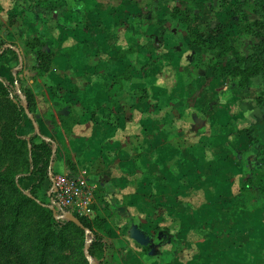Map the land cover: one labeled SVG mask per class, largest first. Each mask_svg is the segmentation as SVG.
<instances>
[{
  "label": "rangeland",
  "instance_id": "1",
  "mask_svg": "<svg viewBox=\"0 0 264 264\" xmlns=\"http://www.w3.org/2000/svg\"><path fill=\"white\" fill-rule=\"evenodd\" d=\"M4 1L3 21L7 29L14 25L13 38L27 45L36 37L38 45L54 52L51 70L41 79L59 85L57 110L63 112L69 98V110L78 118L57 138L54 158L61 149L72 176L83 169L97 173L104 152L130 162L135 184L129 186L140 197L135 195L132 205L140 204L144 215L132 224L138 233L134 230L130 238L141 261L157 241L178 248L181 261L191 264H264V156H257L258 143L240 132L257 122L253 109L264 108V63L256 53L264 41V9L256 12V0ZM38 2L48 14L33 8ZM92 83L100 87L91 110L93 125L89 136H80L88 108L73 102L84 95L73 85L83 84L90 93L86 86ZM17 94L24 105V96ZM28 117H23L22 131L31 134ZM4 122L0 117V173L25 174L27 147L21 145L23 155L17 146L7 152ZM161 144L168 152L158 154ZM172 145L178 154H171ZM146 148L153 152L145 157ZM219 160L226 164L227 171H221L226 181L210 176L209 167ZM105 161L100 169L113 172L107 171L112 159ZM50 180L38 190L42 208L30 204L7 218L6 233L21 246L28 264H113L116 258L108 257L102 235L110 213L101 212L107 201L100 186L90 183L94 213L79 215L90 223L92 237L66 219L53 227ZM31 181L22 183L27 188ZM223 193L237 201L221 203ZM171 209L178 218H171ZM89 240L91 246L98 240L97 247H90L91 260L85 251Z\"/></svg>",
  "mask_w": 264,
  "mask_h": 264
},
{
  "label": "crops",
  "instance_id": "2",
  "mask_svg": "<svg viewBox=\"0 0 264 264\" xmlns=\"http://www.w3.org/2000/svg\"><path fill=\"white\" fill-rule=\"evenodd\" d=\"M4 2H5L4 0H0V6H1L0 7V53H2V51L4 50H6V53L3 57L0 58V77L4 78L7 82H15L16 87L19 88V83L16 81V76H17V71L21 70V72L19 73L20 83L23 87H27L28 89H30L35 98L36 108L33 114L39 124V130L44 138L53 140L57 144V138H62L63 136L66 135L64 131L65 130L64 123L61 122L60 117H68L70 115L71 117L74 116V119L78 120V118L76 117L73 110L72 111L69 110V104H70L68 103L70 102L69 98L66 99L67 103L65 104H67L68 106L64 105L63 112L57 110L56 104L57 102H59L58 99L59 93H57V89L59 88L58 87L59 85L50 83L49 81H47L46 77L44 79H41L42 74L38 73V59H37L38 57L35 49L33 50L32 48H29V46L26 45V43H24L21 40V37H19L20 35H17L19 37L18 40H15L13 38L15 36L14 25L10 27L11 29H7V26H9V24H7L6 21H3V14L5 8L3 5ZM21 34L23 33L21 32ZM43 35L45 36L46 33L40 31V36ZM16 49L19 50V53ZM43 50L46 51L45 48H43ZM26 79H29L27 86L25 85ZM73 86L75 90L81 91L82 94L84 93L83 95L84 97L81 96L73 102L75 104H79L84 108H88L86 109L87 111L86 114L88 115L87 118L85 120L84 118H82L80 122L83 124V126L86 129L84 130V133H80L79 135L89 136L90 128L93 125V119H92L93 113H91L92 112L91 110L93 106L96 105L98 98V91L100 90V87L98 83H92L86 86V88H88V90L90 91L89 93L83 90L84 89L83 84H75ZM107 96H110L109 88H108ZM106 113H108L109 115L110 110L108 109ZM253 113L255 115L256 114L259 115L260 120H264V108L253 109ZM72 123L73 122H71L70 125L68 124V127H71ZM253 124L255 125L257 123H253ZM79 126L80 125H77V127L73 128V132L76 131V129ZM111 134L114 135L115 133L111 132ZM124 134H128V133H124ZM106 136L107 138H110L108 134ZM73 137L74 136L72 135L71 137L72 140ZM127 137H129V135H127ZM155 138L156 140L158 139V134H156ZM175 138H178L177 135L175 136ZM156 147H157L156 151L160 150L158 154L162 153L163 151L164 153L168 152L165 146H163L162 144ZM158 147H160V149H158ZM223 147L225 151L227 149V144L223 145ZM219 148H220L219 151L221 152L222 145H220ZM174 150L175 153L177 154L179 153L178 152L179 148L177 145L175 147L172 145L171 154L174 153ZM144 151H145V155L142 154V156L146 157L147 155L151 154L152 149L146 148L144 149ZM77 154L78 156H83L80 149H78ZM102 156H104V161H100V160L98 161L99 162L98 164L100 165L101 169H104L102 162L106 166L107 163L105 160L112 159V162L108 163L110 164L109 166L111 168H109L107 171H113V172H104L103 170L100 169L98 165L96 167V170L98 169L97 170L98 172L95 173L94 175H88L86 169H83V172H80V175H86L90 183L91 182L95 184L97 183L98 186H100V189L98 191L101 194H103L104 198L107 201L105 203L108 207H106L105 204L100 207L103 215L106 216L107 212L110 213V218H108V222L104 228V232L102 235H103V240L108 245V250H107L108 257L116 258V261H112L113 264H191L192 261H188V262L181 261V258L178 257L176 252L178 248H175L173 246H171L170 249L165 248L164 247L165 245L162 242L156 243L157 241H154V245H151V247L148 246L149 249H146L147 251L145 256L142 258V261L136 255V252L139 250V247L136 245L134 240L130 238V233H132L134 230L136 231V229L132 228L133 226L132 224L137 223L136 219L138 217L142 218L144 215L140 211L142 210L141 208L142 206L138 208L140 204L137 207L132 205L133 197L135 195L138 196V194H135L136 190H134V188L131 189L129 186L132 183L135 184V177L132 175L130 168L127 166V163L130 162L126 161V159L124 158L120 160L119 158H116V156L110 158V154L106 152L102 153ZM89 159H91L90 156ZM96 163H97V159H96ZM51 166H52V170H51L52 173L65 172L67 175H69L70 173V169L68 168L67 165L65 153L61 149H58L57 155L55 156ZM211 166H215V165L213 164ZM212 168L213 167H209L210 169L209 171L213 172L211 175L209 174L210 176H212L215 179L219 177L218 179L219 182H221V180L222 181L227 180V175L226 174L223 175L222 173L227 171V167L224 162L222 163L219 160V164L216 165L213 168V170ZM217 172L218 175H216ZM48 181L49 178L45 181L44 184H46ZM212 196L214 199H216L215 194ZM219 200L221 203L230 200L235 202L237 201V198L235 196H230L229 194L226 195L223 193L222 196H219ZM149 201H152V199L149 198ZM209 212L211 213L212 211ZM169 214L171 218L179 217V215L173 209L170 210ZM139 228H141L145 232L151 233V230L149 231V229H147L146 227H139ZM136 233L138 232L136 231ZM143 233L144 232L141 231L139 232V234L141 235H143Z\"/></svg>",
  "mask_w": 264,
  "mask_h": 264
},
{
  "label": "trees",
  "instance_id": "3",
  "mask_svg": "<svg viewBox=\"0 0 264 264\" xmlns=\"http://www.w3.org/2000/svg\"><path fill=\"white\" fill-rule=\"evenodd\" d=\"M50 1V0H49ZM257 7V13H261L264 9V0L255 1ZM1 7V6H0ZM44 5L38 2L34 9L37 12L48 14V9H43ZM41 43L36 37L27 42V45L32 44L31 48L35 49L38 59V73L44 74L51 70L54 59V52L51 50H43L45 44ZM6 50L0 53V58L3 57ZM256 53L258 58L264 63V41L256 47ZM17 71L16 81L19 83V88L16 87L15 82H7L4 78L0 77V117L4 118L5 122L2 126V132L4 135V148L7 150L12 146H17L15 151L19 155L24 154V149L21 145L24 144L27 147V162L28 172L19 175H9L0 173V264H28V260L21 252V246L17 243L14 237L6 233L7 218L10 215H20L24 208L30 204H37L39 207H43V203L39 201L38 190L43 186L45 181L49 178V174L52 170L51 161L53 157V150L55 141L44 138L39 131H36L33 122L28 117L24 105L18 99L19 94L17 91L24 96L25 101L29 105L30 111L33 113L36 108V102L32 91L28 88H24L20 83L19 73ZM253 72V71H252ZM254 71L253 73H255ZM264 73V72H262ZM16 90V91H15ZM24 116H27L33 127V133L27 134L22 131V124ZM255 120H258L252 127L244 128L240 132L247 135L251 140L258 143L261 151L258 152L257 156H264V120L259 119V115L252 113ZM62 123H64L65 131L70 130L73 124L77 122L74 116L60 117ZM75 120V122H74ZM71 127H68V124ZM69 159L67 164L69 165ZM70 169V167H69ZM70 171H72L70 169ZM69 175H71L69 173ZM24 178L32 179L29 187H24L22 180ZM13 190V192L11 191ZM15 193L16 198L13 199ZM94 207V204H93ZM62 212V210H60ZM53 213V211H52ZM77 217L78 214L74 213ZM81 219V218H80ZM82 220V219H81ZM66 223L76 226L80 230H84L79 227L76 223L69 220H65ZM85 226L92 229L88 221L82 220ZM51 223L54 228L60 227L63 224V219H58L53 214L51 216ZM98 246V240L92 243V248ZM91 254H94L91 250Z\"/></svg>",
  "mask_w": 264,
  "mask_h": 264
},
{
  "label": "built area",
  "instance_id": "4",
  "mask_svg": "<svg viewBox=\"0 0 264 264\" xmlns=\"http://www.w3.org/2000/svg\"><path fill=\"white\" fill-rule=\"evenodd\" d=\"M51 189L55 195L54 203L59 209L80 216H90L94 213L95 188L85 175L53 173Z\"/></svg>",
  "mask_w": 264,
  "mask_h": 264
},
{
  "label": "water",
  "instance_id": "5",
  "mask_svg": "<svg viewBox=\"0 0 264 264\" xmlns=\"http://www.w3.org/2000/svg\"><path fill=\"white\" fill-rule=\"evenodd\" d=\"M16 50H17L18 53H19V50H18V49H16ZM24 108H25V111H26L27 115L29 116V118H30L31 121L33 122L36 131H39V126H38V124H37V120H36L34 114L30 111V109H29V105H28V103H27L26 101H25V104H24ZM55 153H56V149L54 148V150H53V157H52V161H51V165H52V163H53ZM52 177H53V173H52V171H51L50 174H49V178L52 179ZM51 209H52V211H53V213H54V215H55L56 218H58V219H66V220H69V221H71V222H74V223H76L79 227H81L82 229L85 230L87 236H89V235L92 236V237L95 236V234L90 230V228L87 227V226H85L84 223L82 222V220H81L79 217H77L74 213H72V212H70V211H67V210H62V213H63V214H62V215H59L58 212H59V210H61V209H59L55 204H54L53 206H51ZM90 247H91V241L89 240V241L87 242V244H86V247H85L86 256H87V258H88L89 260L92 259V254H91V252H90Z\"/></svg>",
  "mask_w": 264,
  "mask_h": 264
}]
</instances>
